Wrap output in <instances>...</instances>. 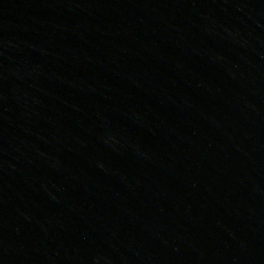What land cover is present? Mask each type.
I'll return each instance as SVG.
<instances>
[{
	"label": "water",
	"instance_id": "95a60500",
	"mask_svg": "<svg viewBox=\"0 0 264 264\" xmlns=\"http://www.w3.org/2000/svg\"><path fill=\"white\" fill-rule=\"evenodd\" d=\"M0 264H264V0H0Z\"/></svg>",
	"mask_w": 264,
	"mask_h": 264
}]
</instances>
